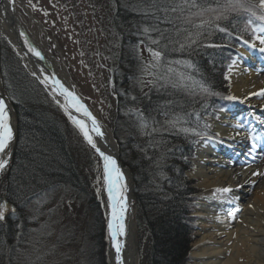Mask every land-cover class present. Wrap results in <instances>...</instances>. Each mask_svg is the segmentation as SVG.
Segmentation results:
<instances>
[{
    "label": "trees",
    "instance_id": "obj_1",
    "mask_svg": "<svg viewBox=\"0 0 264 264\" xmlns=\"http://www.w3.org/2000/svg\"><path fill=\"white\" fill-rule=\"evenodd\" d=\"M113 2L118 52L112 69L116 110L111 130L119 146V159L133 177L139 226L145 227L149 237V264H187L195 229L192 195L196 188L186 172L193 169L196 143L212 136L209 125L216 110L229 103L224 98L230 95L225 77L243 44L240 37L253 42L254 33L246 27L244 15H233L220 22L226 32H205L198 45L181 49L184 34L177 35L176 28L188 25L175 19L178 13L168 16L173 20L168 24L147 10L146 0ZM199 2L204 7L216 6L214 0ZM209 18L210 14L193 17V23ZM153 27L162 29L171 42L162 40L159 48L151 45L149 37L160 38L158 32L151 31ZM149 47L164 50L152 75L143 71L152 60ZM176 61H188L192 67ZM0 73L6 91L11 89L16 96L14 103L7 97L17 119V142L1 194V202L15 210L0 221V264H55L58 246L68 248L74 236V230L65 233L57 228L63 196L72 190L86 193L65 128L74 126L22 67L3 37ZM181 75L192 80L182 81ZM193 81L219 95L201 91ZM48 106L58 115L64 114L63 121L53 118ZM139 114L147 121L144 129ZM57 195L60 199L55 200ZM90 197L91 228L88 226L83 236L88 242L80 264H105L101 207ZM65 248L61 259L63 252L66 258Z\"/></svg>",
    "mask_w": 264,
    "mask_h": 264
},
{
    "label": "bare ground",
    "instance_id": "obj_2",
    "mask_svg": "<svg viewBox=\"0 0 264 264\" xmlns=\"http://www.w3.org/2000/svg\"><path fill=\"white\" fill-rule=\"evenodd\" d=\"M31 24L35 25L37 33L46 34L38 19L22 0H14V3H10V0L0 1V36L7 43L9 41L8 45L19 57L22 67L25 70L27 68L30 72H36L35 65H37V61L33 58L36 64L29 62L21 46L14 39V34L11 30L14 28L18 30L22 28L28 38L36 43V49L41 52L43 59H39L44 63L50 62L55 72L61 71L84 98L82 92L70 78L63 60L61 59V61L59 58L57 60L46 50L45 45L38 37L35 39L32 33L26 31L28 30L26 26H31ZM259 47L264 46L257 44L256 49L240 48V64L232 69L231 92L241 101L239 105L243 107L242 113H219L218 119L212 124L215 132L219 134L218 137L208 143L197 145V158L194 162L195 169H192L193 171L190 170L191 172L187 171L188 173L190 172L189 175L199 178L200 185L205 188V192L192 195L195 198V205H198L193 212V216L195 213L199 222L198 234L190 253L193 264H264V188H259L255 192L253 199L248 203L244 204L242 202L243 186L246 181L255 179L252 173L257 170H264V167L261 169L256 166L250 169L236 166L237 163L233 162L234 157L239 155V150L245 146L246 138L249 135V120L260 124L264 122V113L261 111L262 105H264L263 96L249 95V93L264 89V53L259 52ZM19 55H21L24 64H22V59ZM0 97H4L8 104L10 123L14 131L16 113L2 89L1 75ZM84 100L86 101L85 98ZM60 102L62 103L61 100ZM89 107L92 109L90 105ZM70 111L72 112L71 109ZM92 111L98 116L93 109ZM72 114L77 116L73 112ZM98 118L100 117L98 116ZM101 121L103 122L100 123L102 131L107 134L108 138L100 139L94 137V139L97 140V144L102 151L112 155V151L117 149L116 144L111 139L112 130L102 119ZM237 123L243 127L237 129L235 127ZM237 132L240 134L237 135ZM94 154L100 160L102 167L100 204L103 215L107 217L108 210L105 207L107 195L103 191V162L95 150ZM118 166L124 173L125 181L128 185V211L125 218L126 235L121 238L124 245L121 253L122 261L123 264H139L140 256L137 246L135 220L136 209L132 190L133 177L126 167ZM224 186H230L233 191L229 194L213 195L214 188ZM249 205H252V207ZM234 207L238 208L239 212L233 220L227 216V212ZM105 230L106 227L103 222L105 262L106 264H116L112 242L108 239L107 231L104 234Z\"/></svg>",
    "mask_w": 264,
    "mask_h": 264
},
{
    "label": "rangeland",
    "instance_id": "obj_3",
    "mask_svg": "<svg viewBox=\"0 0 264 264\" xmlns=\"http://www.w3.org/2000/svg\"><path fill=\"white\" fill-rule=\"evenodd\" d=\"M22 1L38 19L46 34L37 33L34 24L26 26V29H28L26 31L32 33L35 39L38 37V39H40L45 45L46 50L57 60L58 58L59 60H63L70 78L82 92L87 103L111 128L114 124L116 110V96L112 83V69L116 63L118 52V36L112 22L114 11L113 0H31V4L29 0ZM0 38H2V36H0ZM240 59L241 55L238 50V55L234 60L235 64L232 63L227 73V77H229L228 86L231 95H234L231 92L232 69L240 64ZM7 60H9V58ZM9 76L12 78L11 74H9ZM1 82L6 97L10 96L9 99L12 102L13 100L15 101L16 96L13 94L14 91L8 89L7 92L3 80H1ZM43 100L47 105L48 102L45 99ZM239 103H241L239 99L232 101L231 105L218 112V116L213 122L218 119L219 113L221 112H241L243 107H241ZM40 104L45 105L41 103V100ZM48 111L54 116L53 118L56 120L58 118V120L63 121L64 114L58 115L57 112L49 106ZM261 111L264 113V105H262ZM213 122H211L209 126H211ZM248 126H250L248 129L249 135L248 138H246L245 146L239 150V155L234 157L233 162L237 163L236 166L244 168L251 169L258 166L262 169V167H264V122L260 124L249 120ZM65 128L68 135L67 138L69 139L72 148L75 160L74 164L82 178V184L85 187L84 189L86 193L72 190L63 196V202L57 211V228L59 227L61 232L64 230L65 233H67V231L71 233L72 230H74V236L72 237L71 245L68 248H65V246L62 245L58 246L56 249L57 256L55 264H80L83 258V250L88 242L86 240L84 241L86 237L83 238V236L87 233L88 226L91 228L92 221V215L89 213L90 210L88 206L90 203L89 195H91L92 197L90 198L93 201L95 200L101 207L100 191L98 192V189L101 190L102 167L100 160L96 157L94 151L88 147L78 129L75 126L73 129ZM210 129L213 130L214 135L218 137L217 132H215L213 127ZM249 137H255V140L250 139ZM208 142V140L204 139L200 143ZM253 143L256 145L255 148L252 147ZM196 151L197 146H195L192 160L193 170L195 169L194 162L197 158ZM259 172L264 173V170L262 169ZM189 173L186 172L187 177L195 181L193 186L196 188V193H194V195L205 192V188L200 185V179L189 175ZM263 181L264 176H256L252 181L251 179L246 181L243 186L244 192L242 196V202L244 204L253 199L255 192L258 191L259 188H264ZM5 182L6 171L0 174V202ZM60 196L61 195H57L55 200L57 198L60 199ZM133 201L136 209L135 220L137 246L140 256L139 264H149V237L145 227L139 226L140 221L138 219L136 203L135 200ZM196 207H198V205ZM194 217L196 218L194 221V236L191 242L187 264H193V259L191 260L192 257L190 253L199 230L198 217L195 213ZM62 248H65L67 252L66 258L63 252V259L60 258Z\"/></svg>",
    "mask_w": 264,
    "mask_h": 264
},
{
    "label": "snow or ice",
    "instance_id": "obj_4",
    "mask_svg": "<svg viewBox=\"0 0 264 264\" xmlns=\"http://www.w3.org/2000/svg\"><path fill=\"white\" fill-rule=\"evenodd\" d=\"M29 2L31 4V0H29ZM214 2L216 5L215 7H204L199 0H166L164 3H158V0H146V5L148 11H151L153 15L157 16V19L163 17L165 23L173 24V20L168 19V16L170 14L178 13L179 15L176 16L175 19L181 20L183 24L188 25V27L183 29L176 28L177 35H180L181 33L184 34L183 42L180 43L181 49L198 45L205 32H210L211 30L226 32L227 29L221 27L220 22L228 20L233 15H244L246 17V27H251L252 32L254 33L253 42L240 37L243 44L251 49L257 48L256 42H258L259 45L264 46V0H223V3H221L220 0H214ZM10 3H14V0H10ZM193 9H195V11H193ZM185 12H187L188 15H184ZM206 14H210L209 19H200L199 23H193V17L200 18L204 17ZM151 31L158 32L160 37L159 39H151L149 37L151 45H155L159 48L162 40H169V42H171L162 29L153 27ZM144 32L148 33L149 29L145 28ZM20 35L24 36L25 34L21 32ZM143 43L144 41H141V44ZM25 45L29 52L34 54L37 58L43 59L41 52L32 46L27 39H25ZM258 50L259 52L264 53V47H259ZM148 51L151 53L152 60L144 65L143 71L152 75V70L158 68L162 62L164 50L161 49L158 51L149 47ZM175 63L185 64L187 67H192L191 63L188 61H176ZM233 64H235V61H233ZM168 71L171 72L172 69L169 68ZM31 76L45 88L46 92H48L53 98L54 103L64 110L69 121H71L79 130L83 139L92 149L95 150L96 153H98L103 162V191L106 192L107 195L105 207L108 210L107 233L115 252L116 264H123L121 253L124 245L121 238L126 235L125 218L128 211V185L125 181L124 173L118 166L116 159L111 154H106L105 151H102L97 144V140L94 139V137L100 139L104 138L105 133L102 131V126L85 104L82 103L81 98L75 93V91L66 87L55 73L48 74L45 69H41L39 74L35 71L31 72ZM180 79L182 81H190L192 80V77L181 75ZM225 79H229V77L226 76ZM193 85L198 86L201 91L210 95H219V93H212L203 83L193 81ZM249 95L264 96V89H260L258 92L249 93ZM60 97L63 98V103L60 102ZM224 98L229 101H235L238 99L234 95H229ZM70 109L86 119L74 116ZM139 115L141 116L140 127L141 129H144L148 126L147 121L143 118L142 114ZM205 127L207 128L208 125H205ZM235 127L238 129L243 126L237 123ZM153 131H155V129H153ZM197 134L199 135V133ZM239 134L240 133L237 132V135ZM249 138L255 140V137ZM13 139L14 131L10 123L8 104L3 97H0V172L6 171L9 167L11 156L10 148ZM252 147H256L255 143H253ZM252 176H264V173L257 170L252 173ZM99 191L100 190L98 189V192ZM232 191L233 189L230 186L216 187L213 189V195L229 194ZM249 206L252 207V205ZM14 210L15 209H9L6 202H0V221L6 219V213L8 211ZM238 212L239 209L234 207L227 212V216L234 220Z\"/></svg>",
    "mask_w": 264,
    "mask_h": 264
},
{
    "label": "water",
    "instance_id": "obj_5",
    "mask_svg": "<svg viewBox=\"0 0 264 264\" xmlns=\"http://www.w3.org/2000/svg\"><path fill=\"white\" fill-rule=\"evenodd\" d=\"M1 1V0H0ZM20 30L14 28V29H11L13 31V34H14V39L19 43V45L21 46L22 48V51L23 53L25 54L26 57H28V60L29 62L33 63V64H36V61H37V65H35V70L36 72L39 74L40 70L41 69H45L47 71L48 74H51V73H55L56 76L65 84L66 87H69L70 90H74L75 93L81 98V101L82 103L85 104V106L89 109V111L92 113V115L97 119V121L99 122V124L102 122L100 118H98V116L96 114H94V112L92 111V109H90L88 103L84 100V98L82 97V95H80L78 93V91L75 89L74 85H72L65 77V75L59 71V72H55L54 71V68L50 65V62L49 63H44L42 62L39 58H37L36 56H34L31 52L28 51V48L26 47L25 45V39H27L29 41V43L34 46L36 48V43L28 38V36L26 35V32H24V30L22 28H19ZM23 32L25 35L24 36H21L20 33ZM8 41V40H7ZM9 43V41H8ZM18 54V53H17ZM21 57V55H19ZM33 58L36 60H33ZM22 59V57H21ZM22 64L23 63V59H22ZM27 72L31 75V72L26 68ZM68 72V71H67ZM69 74V73H68ZM42 88L45 90V88L42 86ZM46 91V90H45ZM48 94V92H46ZM49 95V94H48ZM50 96V95H49ZM51 97V96H50ZM4 98V97H3ZM52 98V97H51ZM53 100V98H52ZM59 100L62 101L63 103V98L60 97ZM61 108V107H60ZM62 109V108H61ZM63 110V109H62ZM64 112V110H63ZM72 112L81 117L82 119H86L85 117L81 116L80 114L76 113L74 110H72ZM64 114L66 115V117L68 118L67 114L64 112ZM14 116V114H13ZM16 116V115H15ZM14 116V117H15ZM15 122H16V127H15V130H14V139H13V142H12V150H11V156H10V162H9V165L12 161V158H13V154H14V149H15V146H16V142H17V119L15 118ZM71 122V121H70ZM103 123V122H102ZM104 132V131H103ZM105 133V132H104ZM81 134V133H80ZM82 135V134H81ZM83 137V136H82ZM107 137V134L105 133V136L104 138ZM108 138V137H107ZM111 139L113 140V142L116 144L117 146V149L116 151H112V156L116 159L117 161V164L120 165L122 168L126 167L122 164V162L120 161L119 159V152H118V143L117 141L115 140L112 132H111ZM86 142V141H85ZM90 146V145H89ZM91 147V146H90ZM127 168V167H126ZM128 169V168H127ZM129 170V169H128ZM130 171V170H129ZM2 172H0L1 174ZM132 185H133V182H132ZM132 190H133V186H132ZM104 216V215H103ZM104 223H105V227H106V230L104 231V234H106V231H107V217L104 216ZM108 239L110 240V238L108 237ZM105 250V249H104ZM105 253V252H104ZM105 255V254H104Z\"/></svg>",
    "mask_w": 264,
    "mask_h": 264
}]
</instances>
